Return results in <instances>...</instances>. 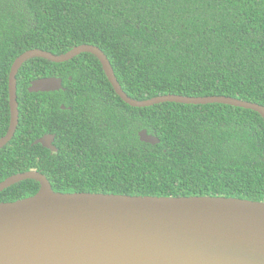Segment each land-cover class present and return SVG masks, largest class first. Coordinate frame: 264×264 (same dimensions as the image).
<instances>
[{
	"label": "trees",
	"instance_id": "obj_1",
	"mask_svg": "<svg viewBox=\"0 0 264 264\" xmlns=\"http://www.w3.org/2000/svg\"><path fill=\"white\" fill-rule=\"evenodd\" d=\"M100 49L131 99L225 96L264 107V0H0V138L9 126L8 74L39 49ZM54 77L62 89L29 93ZM19 123L0 149V182L37 171L57 193L226 197L264 202V120L222 104L133 108L92 54L19 69ZM64 108H61V107ZM145 130L159 143L139 140ZM54 135L51 152L33 143ZM19 182L0 203L33 196Z\"/></svg>",
	"mask_w": 264,
	"mask_h": 264
},
{
	"label": "water",
	"instance_id": "obj_2",
	"mask_svg": "<svg viewBox=\"0 0 264 264\" xmlns=\"http://www.w3.org/2000/svg\"><path fill=\"white\" fill-rule=\"evenodd\" d=\"M84 53L97 58L115 94L130 107L222 104L254 111L264 120L263 106L225 96L131 99L105 54L92 45H79L62 55L33 49L10 67V120L0 149L11 141L19 123L16 76L22 65L33 58L64 63ZM61 89V79L47 77L31 81L28 92ZM138 137L143 143H159L145 130ZM53 142L54 135H45L33 144L54 153ZM25 180L39 184L33 196L0 203V264H264V202L57 193L37 171L8 177L0 182V193Z\"/></svg>",
	"mask_w": 264,
	"mask_h": 264
},
{
	"label": "rangeland",
	"instance_id": "obj_3",
	"mask_svg": "<svg viewBox=\"0 0 264 264\" xmlns=\"http://www.w3.org/2000/svg\"><path fill=\"white\" fill-rule=\"evenodd\" d=\"M10 115V114H9Z\"/></svg>",
	"mask_w": 264,
	"mask_h": 264
}]
</instances>
